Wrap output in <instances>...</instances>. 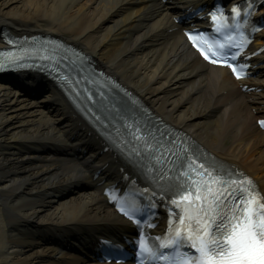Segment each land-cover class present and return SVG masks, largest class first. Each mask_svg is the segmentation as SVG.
<instances>
[{"label": "bare ground", "instance_id": "obj_1", "mask_svg": "<svg viewBox=\"0 0 264 264\" xmlns=\"http://www.w3.org/2000/svg\"><path fill=\"white\" fill-rule=\"evenodd\" d=\"M168 15L156 0H0V28L65 37L264 191V136L255 125L264 116V73L253 82L261 91L241 93L226 71L203 65L179 33H166ZM259 39L264 44V31ZM71 127L51 94L29 101L0 84V264H88L54 241L71 245V235L81 240L87 230L126 227L82 165L58 153L67 152Z\"/></svg>", "mask_w": 264, "mask_h": 264}, {"label": "snow or ice", "instance_id": "obj_2", "mask_svg": "<svg viewBox=\"0 0 264 264\" xmlns=\"http://www.w3.org/2000/svg\"><path fill=\"white\" fill-rule=\"evenodd\" d=\"M232 13L239 15L240 7H233ZM211 18L213 22L217 20L215 12ZM188 36L205 60L230 67L240 77L236 65L229 62V56L235 60L236 53L214 50L212 44L206 49L196 35ZM224 47L223 43L219 45L220 49ZM260 124L264 126V121ZM133 136L137 138L135 133ZM163 149L161 145L160 157L164 156ZM195 172L200 181L189 175L187 180L191 183L176 185V198L171 200L175 208H168V231L156 237L159 248L171 253L153 250L141 239V254L166 264H264V202H259L258 186L253 187L252 181L245 186L243 180H233L231 176L218 179L203 165ZM141 222L138 220V225Z\"/></svg>", "mask_w": 264, "mask_h": 264}, {"label": "rangeland", "instance_id": "obj_3", "mask_svg": "<svg viewBox=\"0 0 264 264\" xmlns=\"http://www.w3.org/2000/svg\"><path fill=\"white\" fill-rule=\"evenodd\" d=\"M56 35L60 36L59 34H56ZM4 195H6V194H4Z\"/></svg>", "mask_w": 264, "mask_h": 264}]
</instances>
